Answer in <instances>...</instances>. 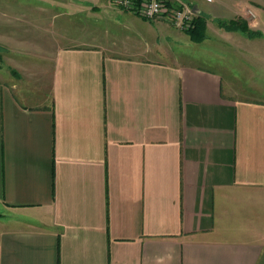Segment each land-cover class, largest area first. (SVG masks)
<instances>
[{
  "label": "crops",
  "instance_id": "1",
  "mask_svg": "<svg viewBox=\"0 0 264 264\" xmlns=\"http://www.w3.org/2000/svg\"><path fill=\"white\" fill-rule=\"evenodd\" d=\"M78 1L0 0V48L60 5L123 33L41 44L19 77L0 65V264H264V97L170 19ZM182 3L206 20L194 44L264 58V0Z\"/></svg>",
  "mask_w": 264,
  "mask_h": 264
},
{
  "label": "rangeland",
  "instance_id": "2",
  "mask_svg": "<svg viewBox=\"0 0 264 264\" xmlns=\"http://www.w3.org/2000/svg\"><path fill=\"white\" fill-rule=\"evenodd\" d=\"M78 3L83 5L89 4L88 1L85 0H80ZM207 4L209 6L214 5L212 3ZM57 10L60 13L54 21L51 20V17L47 18L45 16V29L43 31H37L36 28L29 25L30 27L27 29L17 32L26 39L22 41V47H15L13 49L0 48V54L2 56L0 65L3 69L8 71L12 70L18 77L21 76L20 73L25 75L26 72L32 71L35 66L28 65V63H30V61L32 62L35 58L42 57L43 51L40 49L41 44H48L56 40L81 41L89 36H93V34L105 39L108 35L112 37L113 34H123L118 32L120 29L116 27L117 23L111 20V18L106 17L103 12L101 14L68 15L67 12L70 11V9L64 5H60ZM46 19L48 21L50 20V23H48ZM47 24H49L48 28H46ZM20 26L27 27L24 23ZM137 29L139 31L142 30V36H146V31L143 26H139ZM15 33L13 32V34ZM26 42L28 43L27 45L25 44ZM177 43L178 42L172 40L170 44L178 48L180 46ZM182 44V48L187 50L188 54H190L191 51H198L209 55L211 60H198L199 64L211 66L225 74L228 73L230 76H236L238 79L236 83L247 87L249 94L252 92L264 97V58L258 59L259 61L257 62H252L249 58H245L244 55H242L244 51L240 48H231V46L221 42L214 45L209 43L199 45L194 44L191 40H187L185 43L182 42ZM249 48L250 47H247V49ZM253 48L256 49L254 45L252 46V49ZM257 49L261 50L259 47H257ZM235 54H239L242 57H236L237 55L235 56ZM229 56L231 59L228 58ZM250 59L252 60L253 58L251 57ZM228 61H231L233 64H228ZM42 64L44 66L43 61ZM27 67L28 69H26ZM254 89L258 91H253Z\"/></svg>",
  "mask_w": 264,
  "mask_h": 264
},
{
  "label": "built area",
  "instance_id": "3",
  "mask_svg": "<svg viewBox=\"0 0 264 264\" xmlns=\"http://www.w3.org/2000/svg\"><path fill=\"white\" fill-rule=\"evenodd\" d=\"M119 8L131 10L150 20L167 18L179 28L187 29L194 17V12L185 3L171 7L169 0H112Z\"/></svg>",
  "mask_w": 264,
  "mask_h": 264
},
{
  "label": "trees",
  "instance_id": "4",
  "mask_svg": "<svg viewBox=\"0 0 264 264\" xmlns=\"http://www.w3.org/2000/svg\"><path fill=\"white\" fill-rule=\"evenodd\" d=\"M232 25L236 26L250 37H257L263 35V32L251 29L250 26L248 25V22L241 18L232 21ZM186 30L190 34L191 39L194 40V42L195 41L200 42L204 40L206 36L205 18H203L202 16L194 17V19L191 21L190 25ZM0 60H2L1 54H0Z\"/></svg>",
  "mask_w": 264,
  "mask_h": 264
}]
</instances>
